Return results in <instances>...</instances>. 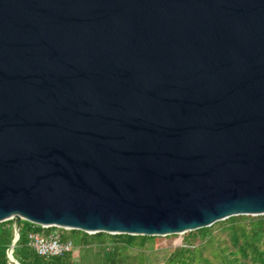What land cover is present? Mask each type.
<instances>
[{
  "label": "water",
  "instance_id": "1",
  "mask_svg": "<svg viewBox=\"0 0 264 264\" xmlns=\"http://www.w3.org/2000/svg\"><path fill=\"white\" fill-rule=\"evenodd\" d=\"M264 216V0H0V223L133 237Z\"/></svg>",
  "mask_w": 264,
  "mask_h": 264
},
{
  "label": "trees",
  "instance_id": "2",
  "mask_svg": "<svg viewBox=\"0 0 264 264\" xmlns=\"http://www.w3.org/2000/svg\"><path fill=\"white\" fill-rule=\"evenodd\" d=\"M223 227L227 231V237L233 251L220 250V264H264V216L232 217L227 219ZM56 231L60 235L61 242H71L75 249H89L93 245L108 246L105 264H125L123 251L127 249H143L154 237H133L127 235L95 234L88 235L80 231H67L57 228L43 229L22 221L19 226V239L14 245L12 256L19 264H73V253H67L59 257L45 258L35 254L29 246L28 234L32 232L48 235ZM209 228L200 229L189 233L186 244L177 249L169 258V264H211L206 259H201V247H194L192 242L196 237L206 240V245L211 243ZM14 239V224L12 221L0 223V264H14L9 261L8 253ZM239 256V257H238ZM144 263V262H143Z\"/></svg>",
  "mask_w": 264,
  "mask_h": 264
},
{
  "label": "rangeland",
  "instance_id": "3",
  "mask_svg": "<svg viewBox=\"0 0 264 264\" xmlns=\"http://www.w3.org/2000/svg\"><path fill=\"white\" fill-rule=\"evenodd\" d=\"M248 217V216H243ZM256 218V217H252ZM225 221L215 223L209 229L213 240L206 245V240L196 237L192 242L194 247H201V259L208 260L211 264H220V250L228 249L227 253L233 251L227 237V231L223 230ZM195 232V231H193ZM191 233V232H190ZM189 233L183 235H173L165 237H154L143 249H127L123 251L125 264H169L170 256L179 248L186 244L185 238ZM115 236V235H113ZM260 249L264 246L260 245ZM108 246H97L96 244L89 249H74L72 262L73 264H105L107 258ZM239 257V256H238ZM144 262V263H143ZM197 264H204L202 261Z\"/></svg>",
  "mask_w": 264,
  "mask_h": 264
},
{
  "label": "built area",
  "instance_id": "4",
  "mask_svg": "<svg viewBox=\"0 0 264 264\" xmlns=\"http://www.w3.org/2000/svg\"><path fill=\"white\" fill-rule=\"evenodd\" d=\"M28 241L29 246L35 254L45 258L59 257L67 253H72L75 249L71 242H61L60 235L56 231L48 235L37 232L29 233Z\"/></svg>",
  "mask_w": 264,
  "mask_h": 264
}]
</instances>
